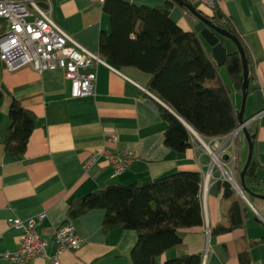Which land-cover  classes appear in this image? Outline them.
Instances as JSON below:
<instances>
[{"label": "crops", "instance_id": "crops-1", "mask_svg": "<svg viewBox=\"0 0 264 264\" xmlns=\"http://www.w3.org/2000/svg\"><path fill=\"white\" fill-rule=\"evenodd\" d=\"M125 1L150 7H161L167 2ZM42 5L51 8L53 21L66 33L87 49L99 53L101 32L111 30L110 16L102 6L104 3L50 0ZM199 9L209 16L213 13L206 8ZM219 9L232 20L250 51L251 71L255 79L249 85L245 112L250 110L252 114L247 117L244 112V118L258 113L257 122L264 116V0H225ZM170 16L179 28L197 32L206 49L211 51L200 33L206 26L202 20L186 15L178 5L173 6ZM222 39L228 53L237 50L231 40ZM105 59L119 72L103 64L95 66L96 94L83 97L71 95V84L61 69L37 72L26 65L10 71L0 61V86L3 89V96L0 97V252L16 250L23 233L22 229L8 224L10 218L27 219L46 212L41 233L49 240L47 247L51 255L55 252V230L67 219V208L73 197L84 196L115 182L130 184L178 171H198L202 175L200 191L204 224L181 228L179 235L183 248L167 250L159 261L164 262L184 252L202 257L206 253L203 264H241L239 251L246 248L251 257L248 264H264V202H259L257 207L248 199L243 227L218 235L211 234L212 227L219 223L228 224L227 214L233 200L224 198L221 186L224 178L209 153V149L216 152L219 148L211 146V143L226 136H203L205 144L210 143V146L207 145L209 149L191 137V147L183 153H176L164 142L167 124L155 105L156 101L163 102L144 90L148 89L149 75L134 67L115 66ZM219 74L236 110L240 109L242 94L234 89L226 67L221 66ZM13 99L36 116L35 129L21 158L4 148L10 126L8 110ZM261 125L257 142L263 139L261 129L264 128ZM113 132L119 136L114 147L117 150H133L137 154L136 160L120 175L113 174L104 155L97 156L98 159L85 168L89 156L101 152L106 146V136ZM224 148L225 151L231 150ZM256 151L259 163L264 166L262 151L260 148ZM226 156L224 154L223 159L227 160ZM238 164L239 167L243 165L240 152ZM257 173L264 179L263 167ZM104 218L105 211L97 209L70 221L83 243L77 250L62 253L60 264H132L130 255L137 232L115 228L105 233ZM0 264L14 263L1 260ZM24 264L53 262L49 258H36Z\"/></svg>", "mask_w": 264, "mask_h": 264}, {"label": "trees", "instance_id": "trees-1", "mask_svg": "<svg viewBox=\"0 0 264 264\" xmlns=\"http://www.w3.org/2000/svg\"><path fill=\"white\" fill-rule=\"evenodd\" d=\"M182 2L167 0L164 6L150 7L134 5L125 0H105L102 6L110 16L111 30L102 31L98 43L101 56L113 65L134 67L149 75L147 88L166 105L155 102L160 117L167 124L165 145L176 153H183L191 147V130L181 119L204 137H224L239 126L240 110H236L230 92L220 77V66L213 60L212 53L206 49L197 32L179 28L170 16L174 5L188 10ZM207 16L240 40L249 64V84H252L255 77L251 71L250 51L232 20L219 8ZM6 28V21L0 19V34ZM223 66L229 73L234 89L242 94L244 69L240 52L235 50L229 53ZM8 111L10 126L4 148L21 158L35 129L36 116L16 99H13ZM256 124L254 119L247 125L250 136H255V146L258 134ZM260 167L264 168L254 151L244 175L245 184L240 182L249 201L253 197L264 196V179L257 176ZM201 177L198 171H178L146 182H115L102 186L84 196L73 197L63 224L90 211L102 209L105 211V233L115 228L137 232L130 255L132 264H203L200 254L184 252L164 262L159 261L167 250L183 248L179 235L181 228L204 224ZM221 186L224 198L233 199L227 214L229 222L212 227V235L243 227L249 207L228 180H222ZM239 252L241 264L251 262L246 248Z\"/></svg>", "mask_w": 264, "mask_h": 264}, {"label": "built area", "instance_id": "built-area-1", "mask_svg": "<svg viewBox=\"0 0 264 264\" xmlns=\"http://www.w3.org/2000/svg\"><path fill=\"white\" fill-rule=\"evenodd\" d=\"M49 1L0 0V19L7 23L6 30L0 34V61L10 71L23 68L26 65L33 67L37 72L61 69L71 84L73 97L94 96L97 88V71L93 68L103 64L115 72L119 71L109 64L100 53L87 49L56 24L51 16V8L48 5L47 7L42 5L43 3L48 4ZM92 1L105 2V0ZM189 1L195 2L199 8H206L212 12L225 2V0ZM185 13L194 19V15L190 11L185 10ZM144 90L148 95L150 94L158 100L149 89ZM257 116L259 114L255 117ZM245 124L239 125L236 130L239 128L242 130ZM191 134L192 138L206 145L196 131L191 130ZM231 135L233 133L229 136ZM118 140L119 136L114 132L108 134L105 148L101 152H95L89 156L85 168L93 164L97 160V156L104 155L109 160L114 175L124 173L136 160L137 154L133 150H117L114 146ZM218 147L216 155H218L219 162L215 161L214 157V165L219 166L221 177L232 183L234 189L239 192L235 177L240 176L238 151L235 147L228 151H225L224 146L219 145ZM209 151V153H213V150L209 149ZM224 154H227V160L222 158ZM235 169L238 170V173ZM46 217V212H41L27 219L10 218L8 224L22 229L23 233L20 235L19 246L16 250L0 252V261L24 264L36 258H49L53 264H60L59 258L62 253L80 248L83 239L76 232L74 225L69 222L60 225L55 230L53 236L55 252L50 255L47 247L49 240L41 233L42 221ZM207 231L209 232V228ZM205 259L206 253L202 257V260Z\"/></svg>", "mask_w": 264, "mask_h": 264}, {"label": "water", "instance_id": "water-1", "mask_svg": "<svg viewBox=\"0 0 264 264\" xmlns=\"http://www.w3.org/2000/svg\"><path fill=\"white\" fill-rule=\"evenodd\" d=\"M182 1H183L182 3L185 4V6L192 13V15H194L195 17L197 16V18H199L200 20H202L206 24V26H204V28L201 30L200 33H201L203 40H205L210 45V47H211L210 52L212 53V58L216 62V64H218V66H220V67L223 66V64L226 62L227 56L229 54L227 51V47L224 44L222 38L231 40L235 44L237 51L240 52L241 58H242V63H243V69H244V75H243L244 76V86L242 87L243 88L242 100H241L242 103H241L240 110L238 112V119H239V125L247 123L253 117L252 116L248 119L244 118V114H245L244 112L246 110V102H247L246 100H247L248 90H249V85H250L249 80H248L249 64L247 63L248 61H247L245 52L243 51L240 40L237 38L236 35L234 36L233 33L229 32L225 28L220 27L218 24L213 22L207 15H203V13L199 10V8H197L191 1H186V0H182ZM181 121L189 129H191V130L193 129L184 120L181 119ZM234 131H236V130H234ZM243 133L245 135L244 138L248 142L249 154H248V158H247L246 163H244L245 165L241 171L239 179H240V182L242 184H245V176L244 175H246V171L248 169L249 163H250V161L253 157V154H254L253 149L255 147V144H254L253 139L255 136L254 135L252 137L250 136L246 126L243 128ZM226 158H228V156H226ZM237 189L241 194L240 195L241 198H244L245 201H247V203H249L248 197L244 193V190L241 188V185L239 183L237 185ZM259 197L264 199V196H259Z\"/></svg>", "mask_w": 264, "mask_h": 264}, {"label": "rangeland", "instance_id": "rangeland-1", "mask_svg": "<svg viewBox=\"0 0 264 264\" xmlns=\"http://www.w3.org/2000/svg\"><path fill=\"white\" fill-rule=\"evenodd\" d=\"M245 113H246L247 117L252 114V113H250V110H248ZM261 124H263V126ZM256 125H258V128H260V125H261L262 128H264V116L261 117V119H259V121H257V124ZM261 130H262V132H261L262 137L261 138H263V139L260 142H257L256 141L257 143H256V146H255L254 151H255V153L257 155L258 152L256 150L260 148V150L262 151V154H263L262 161L264 163V129H261ZM244 137H245V135H244L243 131L241 130L235 136L234 135H231L229 138L227 137V139L226 138H223V139H220V140H218L216 142L213 141L211 143V146L212 145H216V146H219V145L222 146L223 145L224 147H228V148H232V149L235 147L236 151H238V156H237L238 157V160H239V152H240V158H241L242 163H246L247 158H248V154H249V151H248L249 150V147H248V142H247V140ZM238 140H242L241 141V144L239 143ZM207 145L210 146V143L207 144ZM235 171L238 173V170L237 169H235ZM237 180H238V177H237ZM232 186H233V189H234V185L233 184H232ZM235 191H236V189H235ZM237 193L239 194V192H237ZM244 201H245V199H244ZM250 201H252V203H255V205L258 207L259 206V202L260 203L264 202V199L263 198H260V197H253L252 200H250Z\"/></svg>", "mask_w": 264, "mask_h": 264}, {"label": "bare ground", "instance_id": "bare-ground-1", "mask_svg": "<svg viewBox=\"0 0 264 264\" xmlns=\"http://www.w3.org/2000/svg\"><path fill=\"white\" fill-rule=\"evenodd\" d=\"M218 9V8H217ZM197 17V16H196ZM214 22V21H213ZM65 75V74H64ZM159 99V98H158ZM158 102V101H157ZM263 112V111H262ZM258 114V113H257ZM260 115V114H259ZM256 116V115H255ZM252 117V119L250 120V121H248V123L247 124H245V125H243L244 127L246 126L247 127V125H249L256 117ZM258 117V116H257ZM243 127V128H244ZM243 128H242V131H243ZM191 130V129H190ZM193 130V129H192ZM240 130H241V128H239L238 130H236V131H234V132H232L233 133V135L235 136V135H237L239 132H240ZM195 131V130H194ZM198 133V132H197ZM199 134V133H198ZM200 136H201V138L203 137L201 134H200ZM228 136V135H227ZM227 136H226V138H227ZM230 136H228V138H229ZM240 138V137H239ZM202 140H203V138H202ZM204 141V140H203ZM239 141V140H238ZM223 146V145H222ZM213 153H212V155H213V159H214V157H215V161H218L219 162V160L217 159L218 158V155H216V153L217 152H214V151H212ZM223 158V157H222ZM97 159H98V157H97ZM108 161V160H107ZM110 164V163H109ZM241 167V166H240ZM240 173H241V171H240ZM236 177V182H237V185H238V183L240 184V179H239V177L240 176H238V180H237V176H235ZM146 182V181H145ZM242 184V183H241ZM240 184V185H241ZM242 187V186H241ZM202 197V196H201ZM202 203V202H201ZM203 205V204H202ZM246 219V218H245Z\"/></svg>", "mask_w": 264, "mask_h": 264}]
</instances>
